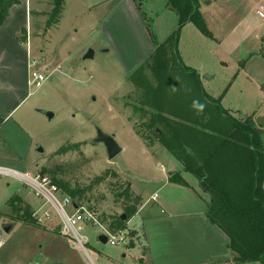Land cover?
<instances>
[{"label":"rangeland","instance_id":"374dc122","mask_svg":"<svg viewBox=\"0 0 264 264\" xmlns=\"http://www.w3.org/2000/svg\"><path fill=\"white\" fill-rule=\"evenodd\" d=\"M263 1L200 0L213 37L188 22L181 28L178 48L179 63L200 73L204 91L236 118L248 119L264 143V19L256 13ZM18 6L29 12L25 32L18 34L23 41H18L36 61L30 72H42L48 79L40 87L30 79L22 95L27 97L11 121L1 125L0 146L8 157H21L26 166L23 171L33 176L45 175L44 167L60 164L67 180L87 185L107 169L118 172L120 179L114 181L131 184L147 201L129 222L126 231L131 239L114 246L100 242L104 230L99 226L87 227L84 233L96 264H137L142 214L168 213L183 194L171 185L160 188L166 173L184 174L183 163L164 143L179 145L174 140L177 122L191 132L203 123L206 128L211 115L225 121L216 106L202 97L194 77L183 70L171 49L157 51L179 27L178 15L167 0H65L58 24L50 25L54 0H22ZM90 49L94 57L85 58ZM158 87L160 94L155 96ZM48 112L54 116L50 118ZM158 114L171 121L159 122L161 134L154 131ZM98 127L114 135L122 147L112 160L105 145L96 141ZM66 145L75 149L56 155ZM10 161L0 154L1 165ZM185 175L203 194L196 185L198 179ZM19 191L35 195L21 180L0 174V264H92L62 231L55 208L36 197L44 209L34 208L28 217L26 203H13ZM155 192L156 201L152 199ZM103 194L105 200L98 203ZM91 197L88 204L100 214L108 217L123 212L105 185L97 187ZM5 224H14L10 233L4 232ZM131 240L133 247L127 246Z\"/></svg>","mask_w":264,"mask_h":264},{"label":"trees","instance_id":"16d2710c","mask_svg":"<svg viewBox=\"0 0 264 264\" xmlns=\"http://www.w3.org/2000/svg\"><path fill=\"white\" fill-rule=\"evenodd\" d=\"M21 1L0 0V24L8 18L10 8ZM64 3L65 0H54V9L48 22L50 25L58 24ZM167 3L168 7L177 13L179 27L159 45L157 51L169 47L179 63L182 62L178 48L180 31L185 24L194 22L206 36L213 35L201 13L200 0H167ZM21 30L25 32L24 27ZM18 40L23 41L20 38ZM179 64L185 72L192 74L202 97L216 106L225 121L220 122L211 115L206 118V128L202 122V127L196 125V129L191 132L184 123L177 122L178 131L174 140L178 141L179 145L176 148L172 147L171 141L166 140L165 147L181 160L185 171L192 173L199 180L201 188L211 195L207 216L229 237L228 247L235 253L234 261L264 264V143L261 135L248 119L236 118L222 107L219 100L206 93L197 71L183 66V63ZM158 94L159 87L155 90V96ZM157 116L154 127L168 119L161 114ZM168 121L171 122L169 119ZM215 124L217 127L218 124L220 126L218 131ZM181 132L190 134L185 135ZM188 143H193L198 148H191ZM74 147L75 145L62 146L56 155L74 150ZM42 171L45 175H50L63 192L78 204H88L92 201L91 194L95 189L105 185L114 195V203L127 215L126 221L121 220L119 215L108 217L102 215L104 222L110 220L109 226L113 231L127 230L128 223L144 204L143 197L134 191L130 184L114 181L119 180L120 176L112 169L105 170L87 185L67 180L63 176L64 167L60 164H55L51 168L44 167ZM61 174L63 177H60ZM169 179L172 183L188 185L180 172L171 173ZM105 198L103 194L96 201L99 203ZM16 202L18 201L15 200L14 205H17ZM26 209L29 217L33 210L31 206H27Z\"/></svg>","mask_w":264,"mask_h":264},{"label":"crops","instance_id":"0c3cea01","mask_svg":"<svg viewBox=\"0 0 264 264\" xmlns=\"http://www.w3.org/2000/svg\"><path fill=\"white\" fill-rule=\"evenodd\" d=\"M18 5L10 8L8 18L3 25L0 24V128L1 125L11 121L10 116L28 95L22 97L25 87L29 85L32 59L29 48L27 50L18 41V34L23 27L27 26L29 12L27 7ZM15 16L21 17L18 19L22 20L18 21ZM20 90L23 91L21 95ZM0 154H3L7 161L11 160L5 165L0 163V166L19 171H23V167H26L21 157L17 155L8 157L1 146ZM183 170L184 174L174 170L166 173L160 187L162 189L171 185L178 190H183L182 196L174 201L176 207L168 213L149 211L141 216L140 232L137 230L142 249L137 264H260L259 262L237 263L234 261L235 253L228 247L229 237L207 216L208 205L212 200L211 195L201 186L203 194L197 192L195 184L185 175L190 172L185 171V168ZM175 172H180L188 185L172 183L169 177ZM198 184L200 185L199 180L196 182V185ZM21 192L22 194L19 191L13 197V203L17 200L16 204L26 203V207L31 206L32 210L39 209L41 202L36 195ZM157 192L152 195V199L155 194H158ZM146 203L147 201L140 207L138 213L143 211ZM134 245L132 240L127 243L129 247Z\"/></svg>","mask_w":264,"mask_h":264},{"label":"built area","instance_id":"2783aa9c","mask_svg":"<svg viewBox=\"0 0 264 264\" xmlns=\"http://www.w3.org/2000/svg\"><path fill=\"white\" fill-rule=\"evenodd\" d=\"M257 15L264 19V1L259 5L256 10ZM36 61L31 60V66H35ZM30 79L33 84L37 87L42 86V84L48 79V75L39 71H31ZM0 174H5L12 176L18 180H21L28 186H30L35 195L44 201L46 204H51L55 210L58 212L61 218V229L72 239L73 245L77 249H82V251L88 256L92 264H96L94 259L91 257L87 244L89 243V237L84 233L87 227H101L104 233L108 236V243L111 245H118L122 242H126L130 239V236L126 230H111L109 224L104 222L102 215L92 208L88 204H78L75 202L71 196L65 194L63 190L50 178L49 176L36 174L35 176L30 175L28 172L10 169L7 167L0 166ZM158 194L153 196V199H157ZM70 207V208H69ZM44 206L38 209V212L42 211ZM46 213V212H45ZM45 216V215H44ZM46 217L50 218L51 215L47 212ZM100 234V235H101ZM99 235V236H100ZM3 246V240L0 239V249Z\"/></svg>","mask_w":264,"mask_h":264},{"label":"water","instance_id":"95a60500","mask_svg":"<svg viewBox=\"0 0 264 264\" xmlns=\"http://www.w3.org/2000/svg\"><path fill=\"white\" fill-rule=\"evenodd\" d=\"M262 42H264V37L262 39ZM94 50L90 49L89 52L85 55V58H93L94 57ZM95 99V98H94ZM50 118H52L54 116V114L52 112H48L47 114ZM156 132L157 134H161V131L159 129V127H156ZM97 142L103 143L106 147L107 153H108V158L110 160L114 159L115 157H117L121 152H122V147L120 146V144L117 142L116 138L114 135H110L107 134L105 132L102 131V129H100L99 127L97 128V138H96ZM38 150L40 152H44L43 148L41 146L38 147ZM121 220L126 221L127 220V215L122 212L121 214H119L118 216ZM14 228V224H5L3 225V230L6 233H10L12 231V229ZM99 240L102 243H108V236L105 234H101L99 236Z\"/></svg>","mask_w":264,"mask_h":264},{"label":"clouds","instance_id":"9594fccd","mask_svg":"<svg viewBox=\"0 0 264 264\" xmlns=\"http://www.w3.org/2000/svg\"><path fill=\"white\" fill-rule=\"evenodd\" d=\"M199 108L202 110V108H203V105H199Z\"/></svg>","mask_w":264,"mask_h":264}]
</instances>
